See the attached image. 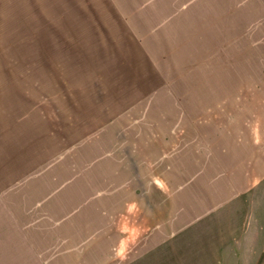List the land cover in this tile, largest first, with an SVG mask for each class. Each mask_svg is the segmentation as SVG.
<instances>
[{"label":"rangeland","instance_id":"374dc122","mask_svg":"<svg viewBox=\"0 0 264 264\" xmlns=\"http://www.w3.org/2000/svg\"><path fill=\"white\" fill-rule=\"evenodd\" d=\"M224 2L115 50L106 1L0 0V264H264V0ZM212 115L252 154L189 161Z\"/></svg>","mask_w":264,"mask_h":264},{"label":"crops","instance_id":"0c3cea01","mask_svg":"<svg viewBox=\"0 0 264 264\" xmlns=\"http://www.w3.org/2000/svg\"><path fill=\"white\" fill-rule=\"evenodd\" d=\"M82 0H77L78 3H80ZM100 2L103 1L107 3L106 6V12L104 11L103 7H101L100 10V19L103 22V18L109 19L107 22V25H102L100 23L99 26V35H102L103 37H106L107 40V46H99L97 48L99 49H114L113 47L110 48L111 42H113L117 37L120 39V43L123 45H120L119 49L115 50H127V37L132 41V37L130 33L135 32L134 31V25L138 21V18L141 16L143 17L142 24L145 29L141 30L140 32L145 34H155L153 28H162L168 26L170 23L172 17L178 16L179 14H182V12L187 14H196L197 12V18H201L203 14H208L213 6V1H216L219 3L218 6H215L216 9V16L222 18L224 15V12H227V3L224 2L225 0H83V2ZM206 1H211L208 6H206ZM110 3V5L108 4ZM116 10L112 9L115 8ZM168 7H173L174 11L167 9ZM182 8V9H181ZM153 10L157 14L150 15L147 13H144L145 11ZM136 11V12H135ZM116 12V13H115ZM78 15H76L75 18H77ZM227 17V15H225ZM145 20V21H144ZM162 21V22H161ZM196 22V21H195ZM77 23V21H76ZM106 29V30H104ZM76 34H80L79 28L76 30ZM89 30L85 31L88 32ZM91 34L95 35V29L92 30ZM122 40V41H121ZM134 44H137V42H133ZM139 47V45H136ZM95 48V47H93ZM116 48V47H115ZM141 48V47H139ZM63 114H61V118L63 120ZM22 117V116H21ZM27 116L23 115V122H26ZM219 117H216V115H212V122L211 127L208 128L204 134L203 130L200 128V120L196 121L192 125V131L187 132L186 142L185 145L187 146V153L188 155L192 156V158L189 161H208L210 158H208V155H213L215 157L211 158L210 160L215 161L216 163H219L220 161H235L236 159H239L237 157L238 155H251L252 150L247 148L254 146V143L252 141V138H248L246 142L239 143L238 141H234L231 139L230 141H226V136L230 135V133H227V135L223 136L217 133L215 127L216 124H230V122H223V121H217ZM243 118H245L243 120ZM243 118L240 121L243 122H249L248 116L244 115ZM229 119V118H227ZM67 124V123H65ZM237 127H239V123H237ZM44 129L38 130L37 135L41 136L44 132ZM67 134H65V137ZM147 136V135H143ZM215 136L219 140L217 142L210 141V139ZM159 139H163L161 137V134L158 132L157 137ZM85 141L79 143L75 149L72 151L75 153H72L71 155H78V147L84 143ZM87 142V141H86ZM67 145V142L65 146ZM172 147H180V145H173ZM67 150V147H65ZM173 152V151H172ZM171 152V153H172ZM258 154V151H256ZM69 153H66L63 155V157H60V161H63L65 158L68 157ZM70 155V156H71ZM224 155H228L229 157H223ZM63 158V159H62ZM163 158L156 157V161H159ZM253 160V158L249 157L248 160ZM249 160V161H250ZM164 255V252L162 253L159 250V247L156 249H153L152 251L147 253L146 257H160V255ZM142 261V257H141ZM143 264V261L140 263Z\"/></svg>","mask_w":264,"mask_h":264}]
</instances>
